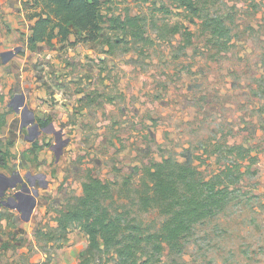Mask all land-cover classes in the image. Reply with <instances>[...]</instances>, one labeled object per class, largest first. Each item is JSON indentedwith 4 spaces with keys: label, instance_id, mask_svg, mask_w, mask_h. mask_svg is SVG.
Wrapping results in <instances>:
<instances>
[{
    "label": "rangeland",
    "instance_id": "374dc122",
    "mask_svg": "<svg viewBox=\"0 0 264 264\" xmlns=\"http://www.w3.org/2000/svg\"><path fill=\"white\" fill-rule=\"evenodd\" d=\"M102 3L107 19L140 17L146 39L105 24L98 40L83 41L70 26L79 42L56 38L29 48L26 57L28 24L44 11L43 0H0V43L21 48L7 63L0 54V173L19 172L38 191L28 222L0 205V264H46L49 257V264H80L85 233L75 229L57 249L38 231L57 227V211L90 178L112 184V209L160 230L166 216L157 208L143 211L139 192L149 182L147 171L165 158L205 180L221 175L233 183L228 206L194 227L178 260L264 264V0H197L198 17L178 10L174 0ZM210 18L222 20L228 38L212 34L205 25ZM10 69L23 71L26 80ZM21 91L36 122L48 124L39 135L31 125L21 136L11 129L6 138L8 120H21L24 112L8 108ZM12 193L0 202L16 206L8 202ZM93 264L116 262L104 256Z\"/></svg>",
    "mask_w": 264,
    "mask_h": 264
},
{
    "label": "trees",
    "instance_id": "16d2710c",
    "mask_svg": "<svg viewBox=\"0 0 264 264\" xmlns=\"http://www.w3.org/2000/svg\"><path fill=\"white\" fill-rule=\"evenodd\" d=\"M174 1L178 10L183 9L191 17L199 16L197 0ZM102 4V0H43L44 11L33 17L29 48L52 44L56 38L71 44L79 42L70 26L83 35V41L98 40L105 24L135 40L146 39L140 17L107 19L101 12ZM205 22L214 36L228 38L221 19L210 18ZM3 120L4 116L0 117V128ZM40 124L44 127L48 122ZM147 173L149 182L139 192V203L143 211L157 208L166 216L160 230L152 232L136 219H130L129 212L112 209V184L90 178L83 183L82 194L64 210L57 211L54 220L57 227L39 230V237L47 245L62 249L69 235L79 229L88 238V248L81 253L80 264H93L96 258L104 256L111 257L116 264H183L178 257L185 251L187 238L197 224L225 210L231 200L233 183L222 181L221 175L205 180L194 168L170 158L154 164ZM164 254L168 262L162 260ZM50 262L51 257L46 264Z\"/></svg>",
    "mask_w": 264,
    "mask_h": 264
},
{
    "label": "water",
    "instance_id": "95a60500",
    "mask_svg": "<svg viewBox=\"0 0 264 264\" xmlns=\"http://www.w3.org/2000/svg\"><path fill=\"white\" fill-rule=\"evenodd\" d=\"M0 47H2L3 50H1L2 57H6L4 62L7 63L9 61V59H11L16 53L19 52V49L14 50L13 48H9V49H5V47H3L2 45H0ZM19 101V103L17 102ZM25 102V97L24 96H20V97H16L13 100V105L15 107V109L19 112L18 108L22 107L23 104ZM28 107L25 106L24 107V112L23 114V123H22V128L24 127H28V126H33L34 130L37 131V135L40 134L39 132V125L35 123V118L34 115L31 116V119H26V115L28 114ZM42 131H45L44 129H42ZM42 176H40L41 178ZM39 178V177H38ZM45 178V176L42 177V179ZM31 187H35L36 183L35 182H29ZM19 186H22L21 190H18ZM9 190H13V192L15 193V197H16V206H11L8 203H6L5 201H1L0 205H3L5 207L11 208V209H17L18 212L22 215V219L25 222H28L33 214V211L37 205V197H38V191L36 190H31L30 188H28L27 184L24 183V180L22 179V176L20 173H17L16 176L9 178L4 174L0 173V198H4L6 193ZM19 192H18V191ZM24 193L29 194L28 198L29 201L27 202H23L22 200L19 199V196L22 194L24 195ZM11 200H14V198H10L8 199V202H10Z\"/></svg>",
    "mask_w": 264,
    "mask_h": 264
},
{
    "label": "crops",
    "instance_id": "0c3cea01",
    "mask_svg": "<svg viewBox=\"0 0 264 264\" xmlns=\"http://www.w3.org/2000/svg\"><path fill=\"white\" fill-rule=\"evenodd\" d=\"M30 21H32L30 24H28V28H30L31 30L29 31V32H31L32 31V27H33V25H34V22H35V19H33V20H30ZM30 34L31 33H27V35H26V37L28 38L29 36H30ZM0 45H2L3 47H5V49H9V48H12V47H8V46H5V45H3L2 43H0ZM17 46H19V45H17ZM18 48V47H17ZM17 48H14L13 47V49H17ZM23 48H24V50H25V56L27 57V54H28V52L30 51L29 50V47H28V41L26 40V44H24L23 45ZM20 49V51H21V48H19ZM20 51L18 52V53H16L11 59H9V60H12V59H14L15 58V56H17L16 58H18V54L20 53ZM1 52V51H0ZM1 54V56H2V52L0 53ZM6 57H8V56H6ZM3 58V57H2ZM15 58V59H16ZM14 59V60H15ZM9 73L12 75V77H14V76H16V80H20V79H22L21 80V82H23L24 80H26L25 78V73L23 72V71H21V72H16V71H11V69H10V71H9ZM18 73V74H17ZM18 76H19V78H18ZM28 82V81H27ZM27 87H28V91H29V89H30V87H31V85L30 86H28L27 85ZM9 90V89H8ZM20 96H24L25 97V102H24V104H23V106L22 107H20L23 111H24V107L25 106H27L28 107V100H27V98H28V96L23 92V91H21V93L20 94H16L15 96H14V98H13V100L16 98V97H20ZM27 97V98H26ZM1 99H2V95L0 96V111L2 110V106H1ZM13 100H12V102H11V104H9L8 105V108L10 109L11 107H13V108H15L14 107V105H13ZM14 111L16 112V113H19L18 111H16L15 109H14ZM28 114L27 115H33V113L34 112H32V110H30L29 109V107H28ZM18 116V115H17ZM22 118H21V120L20 119H18V118H20V116H18V117H15V116H13L12 117V119L10 118L9 120H8V123H9V125L8 126H6V127H9L8 128V130L6 131V134H5V137L7 138L8 136H7V132H11V129H14L15 130V132H16V134L18 135V136H21V134H22V131H23V128H22V123H23V115L21 116ZM39 119H41V118H39ZM35 123L36 124H39L40 126H41V124H40V122L38 121V119H37V122H36V120H35ZM3 125H5V123H3ZM2 125V127L0 128V130L4 127ZM12 127V128H11ZM31 142V141H30ZM17 173H19V172H17ZM2 174V173H1ZM40 176H45V175H39V177ZM45 178H46V176H45ZM28 180H29V178H28ZM43 180H44V178H43ZM42 180V181H43ZM41 183H43V182H41ZM45 186H47V184L46 183H43L42 185H41V187H45Z\"/></svg>",
    "mask_w": 264,
    "mask_h": 264
},
{
    "label": "flooded vegetation",
    "instance_id": "af4514ba",
    "mask_svg": "<svg viewBox=\"0 0 264 264\" xmlns=\"http://www.w3.org/2000/svg\"><path fill=\"white\" fill-rule=\"evenodd\" d=\"M38 125H39V124H38ZM39 128H41L40 125H39ZM27 180H28V179H27ZM28 182H31V180L29 179ZM21 188H22V186H21L18 190H21ZM18 190H17V191H18ZM18 192H19V191H18ZM15 193H16V192H13L12 195H8L9 199H10V198H14V200H11V201H10V202H12V203H16V201H17V200H16V197H15ZM19 199L22 200L23 202H27V201H29V198H28V197L25 198V195H22V194L19 196Z\"/></svg>",
    "mask_w": 264,
    "mask_h": 264
},
{
    "label": "built area",
    "instance_id": "2783aa9c",
    "mask_svg": "<svg viewBox=\"0 0 264 264\" xmlns=\"http://www.w3.org/2000/svg\"><path fill=\"white\" fill-rule=\"evenodd\" d=\"M19 4H22V2L26 1V0H16Z\"/></svg>",
    "mask_w": 264,
    "mask_h": 264
}]
</instances>
